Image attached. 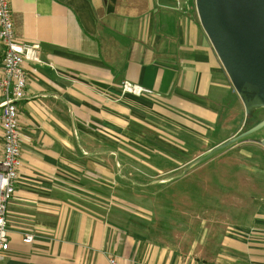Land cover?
I'll return each mask as SVG.
<instances>
[{
    "label": "crops",
    "instance_id": "obj_1",
    "mask_svg": "<svg viewBox=\"0 0 264 264\" xmlns=\"http://www.w3.org/2000/svg\"><path fill=\"white\" fill-rule=\"evenodd\" d=\"M9 2L16 40L38 43L44 63L25 64L26 96L17 103L21 167L8 206L10 246L3 264H109L110 253L119 264H264V199L255 195L247 214L242 203L233 219L217 221L223 230L206 226L181 247L153 227L143 196L158 194L165 180L148 181L144 167L128 164L136 156L115 142L117 131L131 139L129 126L150 130L152 117L191 126L185 108L202 104L216 89L243 105L196 9L184 17L164 0ZM3 55L0 43V75ZM125 82L151 94H124ZM152 157L171 165L156 169L159 177L188 162ZM261 181L257 193L264 192Z\"/></svg>",
    "mask_w": 264,
    "mask_h": 264
},
{
    "label": "rangeland",
    "instance_id": "obj_2",
    "mask_svg": "<svg viewBox=\"0 0 264 264\" xmlns=\"http://www.w3.org/2000/svg\"><path fill=\"white\" fill-rule=\"evenodd\" d=\"M164 1L169 8L183 13L184 17H188V9H196L195 4L189 0ZM224 91L216 89L213 95L209 96L210 99L204 100L202 104L186 107L185 110L187 109L191 116V126L181 124L184 130L178 128L169 118L160 116L157 121L152 117L150 122L154 126L145 132H141L136 125L129 126L131 139L125 137L129 133L121 135V132L117 131L115 142L125 147L118 148L128 155L136 156L135 159H129L128 164L135 169L144 167V170L148 171V181L165 180L163 189L158 194L150 192L143 196L148 199L153 227L168 233L167 237L174 238V244L180 243L181 247L188 242L189 237L197 239L206 226L208 229L212 228L213 233L218 232L219 227L223 230V226L217 221L221 218L233 219L239 212L236 206L242 203V207H245L244 213L247 214L249 202L255 195L257 201L264 199V192L257 193L259 179L263 180L260 184L264 185V174H259V170L264 169V155L263 158L258 155L259 152H264V146L261 144L264 141V128L232 145L209 153L206 159L188 169L199 159L201 151H207L203 155L205 156L213 149L212 144H217L234 134L231 138L233 139L264 120V109L248 113L244 104L243 108L235 98L227 96ZM163 109L166 115L170 111L165 107ZM176 114L178 118L185 119L181 113ZM218 118L216 125L215 120ZM239 128L240 131L237 132ZM140 136L147 139H139ZM137 153L152 159H140ZM154 154L165 158L173 156L179 158L175 161L188 162L178 172L159 177L156 169L168 170L171 165L167 159L163 163L160 159L156 160L152 157ZM191 156L193 157L189 160ZM132 178L134 181L137 176ZM204 204L210 205L203 207ZM134 212L143 214L138 210ZM168 242L170 244L171 241Z\"/></svg>",
    "mask_w": 264,
    "mask_h": 264
},
{
    "label": "water",
    "instance_id": "obj_3",
    "mask_svg": "<svg viewBox=\"0 0 264 264\" xmlns=\"http://www.w3.org/2000/svg\"><path fill=\"white\" fill-rule=\"evenodd\" d=\"M200 24L246 111L264 109V0H195ZM264 128V120L220 144L223 149ZM264 146V141L261 142Z\"/></svg>",
    "mask_w": 264,
    "mask_h": 264
},
{
    "label": "built area",
    "instance_id": "obj_4",
    "mask_svg": "<svg viewBox=\"0 0 264 264\" xmlns=\"http://www.w3.org/2000/svg\"><path fill=\"white\" fill-rule=\"evenodd\" d=\"M0 43L4 49L0 75V128L3 143L0 147V264H3L9 250L7 222L8 206L15 194V182L21 167L22 133L18 121L17 103L26 96L28 84L25 64L44 63L42 48L38 43H20L16 40L14 22L9 0H0ZM124 94L142 96L151 94L147 89L129 82L122 83ZM26 243L33 237L26 236ZM109 264H119L114 255L108 254Z\"/></svg>",
    "mask_w": 264,
    "mask_h": 264
},
{
    "label": "trees",
    "instance_id": "obj_5",
    "mask_svg": "<svg viewBox=\"0 0 264 264\" xmlns=\"http://www.w3.org/2000/svg\"><path fill=\"white\" fill-rule=\"evenodd\" d=\"M263 119H264V118H263ZM261 120H262V119H261ZM261 120H260V121H261ZM213 148H214V147H213Z\"/></svg>",
    "mask_w": 264,
    "mask_h": 264
}]
</instances>
